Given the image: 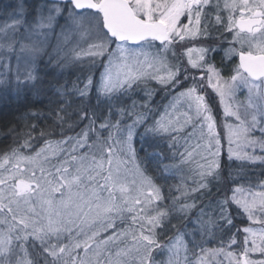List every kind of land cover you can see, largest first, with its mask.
Listing matches in <instances>:
<instances>
[{"label":"snow or ice","instance_id":"1","mask_svg":"<svg viewBox=\"0 0 264 264\" xmlns=\"http://www.w3.org/2000/svg\"><path fill=\"white\" fill-rule=\"evenodd\" d=\"M0 117V264H264V0H0Z\"/></svg>","mask_w":264,"mask_h":264},{"label":"trees","instance_id":"2","mask_svg":"<svg viewBox=\"0 0 264 264\" xmlns=\"http://www.w3.org/2000/svg\"><path fill=\"white\" fill-rule=\"evenodd\" d=\"M230 67V66H229ZM225 74H227V71H226V73ZM22 111V110H21ZM17 115H19L20 113H16ZM3 123H4V118L3 117H0V132H3V131H5V129H4V127H3ZM18 124L20 123V122H17ZM20 126L22 127V124H20ZM4 140H3V137H0V146H3V144H4Z\"/></svg>","mask_w":264,"mask_h":264},{"label":"rangeland","instance_id":"3","mask_svg":"<svg viewBox=\"0 0 264 264\" xmlns=\"http://www.w3.org/2000/svg\"><path fill=\"white\" fill-rule=\"evenodd\" d=\"M3 2L7 3V2H8V0H3Z\"/></svg>","mask_w":264,"mask_h":264}]
</instances>
